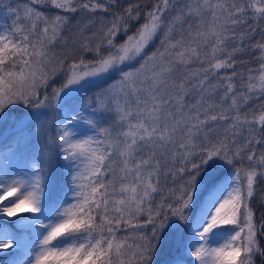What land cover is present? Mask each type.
<instances>
[{
    "label": "snow or ice",
    "instance_id": "1",
    "mask_svg": "<svg viewBox=\"0 0 264 264\" xmlns=\"http://www.w3.org/2000/svg\"><path fill=\"white\" fill-rule=\"evenodd\" d=\"M50 4L0 0V264H264V0Z\"/></svg>",
    "mask_w": 264,
    "mask_h": 264
},
{
    "label": "trees",
    "instance_id": "2",
    "mask_svg": "<svg viewBox=\"0 0 264 264\" xmlns=\"http://www.w3.org/2000/svg\"><path fill=\"white\" fill-rule=\"evenodd\" d=\"M137 0H121V3L124 7L127 6L128 3H136ZM141 3L148 2V0H140ZM154 2V0H152ZM6 4H10L11 7L15 8L19 6L20 12L23 15V10L26 9L27 7H34L37 11H42L46 15L49 16H54L57 14H64L62 10H58L50 6L48 3L45 5L42 2L39 4L37 3H30V0H8ZM49 7V8H48ZM103 15L101 12H97L95 14L97 21H99V18ZM93 17L87 13H78L76 14L75 19L72 21V31H79V29L75 28V24L77 20H79L83 25L87 24V22L92 19ZM98 25V24H97ZM251 27H257L258 29H264V23H261L260 25L252 24ZM249 25H243L237 28L236 30V40L235 41H230L229 42V48L228 50L230 51L232 47H241V51L235 54V60H236V65L233 69H226L222 71L217 79L220 77H223L225 75L231 74L232 71H235L237 75V79L239 80L240 76H243L245 78V81L247 79V76L249 75L248 70L249 69H257L259 67V61L258 57L261 55L260 50L253 49L251 46L257 43L264 42V32H261L260 30H257L255 33L248 32ZM242 32H247V36L245 40L243 41V44L241 45L240 43V34ZM89 32H85L84 35L87 36L89 35ZM69 33H65V36H68ZM195 67V66H194ZM255 75H258V73H254ZM215 82V81H214ZM259 103H264V100H256L254 101L253 104H250L249 107H256L259 105ZM261 150H264V145H262L260 148H257V152L259 153ZM239 166V165H236ZM163 182V181H162ZM264 186V185H262ZM158 198V197H157ZM258 199V197H257ZM254 208H257L256 211V223L257 226H259L260 223V214L261 211H264V209H259L255 201L253 202ZM150 231V229H148ZM122 235L124 233H121ZM260 241L262 244H264V234L260 235ZM180 240V233L177 231H172L169 232L164 241L162 242L161 249H160V254L157 257L158 262L167 260V259H172L175 256L179 255L180 249L178 247V242ZM257 264H260L259 259H257Z\"/></svg>",
    "mask_w": 264,
    "mask_h": 264
},
{
    "label": "rangeland",
    "instance_id": "3",
    "mask_svg": "<svg viewBox=\"0 0 264 264\" xmlns=\"http://www.w3.org/2000/svg\"><path fill=\"white\" fill-rule=\"evenodd\" d=\"M8 0H2L3 4H6ZM43 0H38L37 4H39L40 2H42ZM49 4H50V0H49ZM49 6V5H47ZM51 6V4H50ZM28 8V7H27ZM26 8V9H27ZM49 8V7H48ZM23 15L25 14V9L23 10ZM19 15L22 17V13L19 12ZM15 16H12L10 14H8L7 10L4 9V11H0V27H7L9 25L12 24V21L15 19ZM98 26V25H97ZM4 125H0V131H3L4 129ZM219 242H223V240H220Z\"/></svg>",
    "mask_w": 264,
    "mask_h": 264
}]
</instances>
